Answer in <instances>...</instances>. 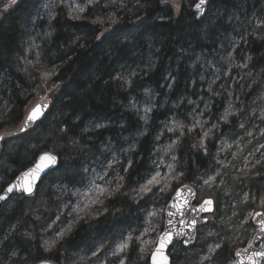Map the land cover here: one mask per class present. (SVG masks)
I'll use <instances>...</instances> for the list:
<instances>
[{"label":"trees","instance_id":"1","mask_svg":"<svg viewBox=\"0 0 264 264\" xmlns=\"http://www.w3.org/2000/svg\"><path fill=\"white\" fill-rule=\"evenodd\" d=\"M196 1L176 0L175 14L169 5L173 0H18L15 5L0 0V133L17 129L29 103L52 87L46 119L2 142L0 193L41 152L59 159L58 170L32 199L13 196L0 205V264H113L121 259L124 264H148L163 228L161 209L184 184L197 197L202 188L210 189L213 225L219 230L225 225V211L223 220L220 212L226 206L246 212L243 220L261 207L264 155L256 151L264 137V41L259 40L264 0H211L200 21L192 11ZM76 6L85 7L81 15L89 18L75 19ZM233 18L235 25L229 23ZM228 39L234 40L231 62L214 65ZM53 71L44 83L42 74ZM146 107L151 109L147 113ZM226 109L231 114L225 121ZM176 122L185 125L183 136L178 128L169 131ZM20 141L35 149L20 144L10 148ZM158 149L165 165L184 175L166 193L155 192L159 200L153 203L139 199L133 189L138 191L149 178ZM114 157L119 166L104 171L113 181L110 191L119 177L124 178L122 187L77 215L63 191L74 188L65 170H82L78 177L83 181L86 166L90 169L97 160L105 166ZM58 175L64 180L55 184ZM209 176L216 179L206 185ZM43 191L45 209L30 206ZM153 211L156 231L137 239L146 227L144 218ZM243 220L240 233L214 240L220 247L211 260L202 259L210 255L208 245L196 263L232 264L234 252L254 235L251 220ZM209 226L210 221L201 226L197 237ZM129 235V247L114 256ZM195 244L171 247L170 264L181 263Z\"/></svg>","mask_w":264,"mask_h":264},{"label":"snow or ice","instance_id":"2","mask_svg":"<svg viewBox=\"0 0 264 264\" xmlns=\"http://www.w3.org/2000/svg\"><path fill=\"white\" fill-rule=\"evenodd\" d=\"M18 2V0H10L11 5H15ZM88 2L95 3V0H88ZM113 3H115V0H112ZM139 2V0H138ZM162 2H166V0H162ZM61 3H63V0H61ZM173 3H176V0H173ZM208 3V0H199V3L196 4V11L197 12H203V8L205 4ZM9 5L4 6V11L8 10ZM73 11L76 12L75 19L81 20V19H88L87 16H82L85 12V7L82 6H76L73 7ZM116 21H112V23H115ZM98 23L103 24L104 21H98ZM103 33H101L100 36H97V39H100ZM51 75H55V72L53 71L51 74L48 72H45L42 74V79L44 83H47V81L51 78ZM119 79V77H118ZM127 82V81H126ZM49 107V103L45 98H41V102L37 103L33 108H31L28 111V114L24 120L23 125L19 129V131L23 132L26 129L33 127L37 124L38 121H42V119H46L45 116V110ZM151 109L145 108L144 111L147 113ZM231 113L229 110H225V114L223 119L226 121L227 116ZM264 119V115L261 117ZM195 119V118H194ZM196 123L199 124V121L196 120ZM97 127H103V125H97ZM180 129V135L183 136L185 133L183 129L185 128V125L180 122H176L175 128H169V131H176V129ZM188 131H192V128H189ZM205 136L208 135V133L204 134ZM0 139H3V136H0ZM176 144V141H173L172 144L168 146L167 149H165V152L167 154L168 151H170ZM262 148H264V145H261ZM171 159L174 161L176 160V156L172 155ZM58 156L52 154L51 152H41L38 159L36 160L35 164L30 167L27 171L23 172L16 178L15 183L11 184L5 191L6 193L13 192L14 189L22 191L23 193L31 195L34 191V188L37 186L38 182H42L43 176L46 173H49L55 169L54 166L57 165ZM259 163V162H258ZM109 168L112 167L111 163L108 165ZM169 174L162 175L161 171H155L154 174H150V178H146V182L142 183L139 187V190L133 189L134 192H136L137 197L139 199L143 200L145 197L149 196V194L155 195V192L160 193H166V190L169 189L171 182H179V177L183 176V172L176 173V170L174 169L173 165L169 164L168 166ZM156 168L159 169L160 165L156 164ZM87 171V169H85ZM217 176L220 175L218 172L216 174ZM108 172L104 171L103 175L97 173L96 177L91 180L90 187H88L85 191H79V195L81 197V200L74 206V210L77 212V215H79L80 211H84L93 205L97 203H103V200L101 197H104L107 193L108 195H111L113 192H118L122 185L120 184V180H123V177H119V179L116 181L115 187L111 189L109 186L113 184V181L111 179H107ZM216 176H209L207 179L204 180V184H210V182L215 181ZM103 181V183H97L96 181ZM222 182V181H221ZM184 191L179 190V188L176 189V195L172 197V202L168 204L166 209H161V211H166L167 216L169 217L167 224L171 225V227H165L163 232L159 234L158 236V243L153 251L150 253V264H170L169 256L166 254L167 250L169 249L170 245H173L176 242H179L180 238L184 237L185 235L188 236V240H191L192 233L197 225V219L195 217L189 218V219H183V217L186 214V211L189 210L190 205V199L189 196L195 197L196 193L189 188L187 185L184 186ZM155 190V191H154ZM150 198V197H149ZM6 199L5 195H0V201H3ZM135 199V197H134ZM177 201H182L181 203H177ZM245 202H247V194H245ZM264 203V201H262ZM212 205L213 201L211 199H206L203 201L202 204H200L199 207L192 208L191 211L196 213L206 212V211H212ZM171 209H175V211H172ZM157 212H149L145 219L146 227L141 232L140 237H137V239H140L144 235H147L149 231H156V227L153 224V218L156 217ZM235 215V213H234ZM176 216H180V225L181 228L177 230L175 225L173 224V219ZM81 219L83 217H80ZM259 218V219H257ZM249 220L255 225V231L257 232V235H255L252 240H250L247 244V247L242 250L236 251V257L237 259L232 261V264H264V212H254L249 213L248 217H246L242 223H248ZM71 225H69L70 230ZM59 236L64 235V231H61ZM132 240V236L129 235L126 240L120 242L116 248V250L113 252V255H118L119 253L124 252L129 247V241ZM188 240H185L184 243L187 245ZM259 241V247H254V244ZM142 243H148L147 241H141ZM47 243V242H46ZM54 243V242H53ZM220 245L217 244L214 247L209 246L210 248V255L204 256L203 260H211L212 256L215 254V249L219 248ZM141 251L143 252L144 249L142 248ZM97 252H93V256H97ZM119 264H124V260L121 259L119 261Z\"/></svg>","mask_w":264,"mask_h":264},{"label":"rangeland","instance_id":"3","mask_svg":"<svg viewBox=\"0 0 264 264\" xmlns=\"http://www.w3.org/2000/svg\"><path fill=\"white\" fill-rule=\"evenodd\" d=\"M169 5H171L175 11V14L176 13H179V4L178 3H173V2H170ZM230 24H234L237 23V21L233 18L231 21H229ZM105 34V33H104ZM259 40L260 41H264V34L260 35L259 36ZM228 42V43H227ZM230 42L231 43H234V40H231V39H228L226 40V43L224 44L222 50H221V54L219 56V58L216 59V61H213V64L217 66L219 65H222V67H224V65H226L228 62H231L232 60V53H231V46H230ZM52 91V87H48L45 92L37 95L30 103L29 105L27 106L26 110H25V113H27V111L37 103L38 100H40L42 97L47 99V100H50V93ZM260 98L257 99V101H259ZM235 143V142H234ZM18 144L22 145L23 147H25L26 149H30V150H34L35 149V146L32 145V143H23L20 141V142H14L13 144L11 143L10 145V148L12 146H18ZM227 145V144H226ZM261 145H264V137L263 139L261 140V143L257 145V151H256V154H260L262 153L264 155V148L261 147ZM234 146H233V143H229L227 145V148L228 149H232ZM72 149V148H71ZM235 149V148H234ZM83 149H79L78 152L83 154L84 156V160H86L87 158V155H85L83 153ZM124 151V150H123ZM123 151L119 152L118 154H121ZM263 151V152H262ZM125 152V151H124ZM252 156V155H251ZM249 155V157L247 158L246 156V161L245 163L248 162V160L250 159L251 157ZM116 160V161H115ZM109 163H111V165L115 166V167H118L119 166V163L120 161H118V158L117 157H114V158H110V161L107 162V164L105 166H102V164L100 163L99 160H97L96 162H93L90 166V169L88 166L85 167V169H89L87 171H83V181L79 176V173H82V170H70V169H66L65 172H66V177H68L69 179H73L74 181V188H65L63 191H64V194L66 195V198L68 200V202H70V205H66L65 206V209L70 206L71 208L74 209V206L81 200V197L79 195V191H85L88 187H90V181L93 180L97 173L103 175V171L108 167ZM156 164H159L160 165V168L157 169L156 168ZM151 171L152 173L151 174H154L155 171H161L162 172V175H164L165 173H167L169 171L168 167L165 165L164 163V160H163V154L161 152V150H156V154L154 155L153 157V160H152V163H151ZM63 175L62 176H56L55 178V184L56 183H61L64 179H63ZM150 178V176H149ZM78 179L77 182H75V180ZM97 183H103V181H99L97 180L96 181ZM67 189H70V191H68ZM210 189H203L202 188V191L200 192L199 196L197 197V200L195 202V205H198L200 204L204 199H211L209 196L211 194V192L209 191ZM150 197V198H149ZM150 202H153V203H157L158 200H159V196L158 194H155V195H152V194H149V196L146 197ZM70 199L72 201H70ZM46 199L44 197V191L41 195H39L34 201H32V203L30 204V206H35V207H38L40 209H45L46 207ZM11 205H9L10 207ZM232 205L230 206H226V208L220 212V219L223 220L224 219V214H225V225H221V230H219L218 228L214 227L213 225V214L209 215L207 218H208V221H210V224L211 226L209 227H206V228H203L201 230H199L198 232V237H197V240H196V249L192 252H189V253H185V256L183 257V261H181V263L179 262V264H197L196 263V259H198V257L202 254L203 252V249L206 247V246H212V245H215V239L216 238H220L221 240L224 238V236H228V237H232L233 235L237 234V233H240L241 231V228H240V223H241V217H242V220H243V217L245 216L246 212H237V211H231V210H228L227 208L228 207H231ZM225 211V212H224ZM264 211V203H261V207L258 209V211L256 212H263ZM224 212V214L222 213ZM214 213V212H213ZM235 213V215H234ZM59 220V218L57 219H54L53 222H55L54 224L57 223V221ZM220 222V220H219ZM175 255H179V253L177 251H175ZM113 259V258H112ZM120 261V260H119ZM119 261L113 263V264H119ZM47 262H50L51 261H47ZM140 262V261H139ZM125 263V262H124Z\"/></svg>","mask_w":264,"mask_h":264},{"label":"water","instance_id":"4","mask_svg":"<svg viewBox=\"0 0 264 264\" xmlns=\"http://www.w3.org/2000/svg\"><path fill=\"white\" fill-rule=\"evenodd\" d=\"M9 2H10V0H9ZM210 2H211V0H208V3L205 4L202 13H201V12H197V11H196V7H195L196 4L199 3V0H197L196 3L194 4V6H193V8H192V11H193V13L196 15V19H197L198 21H200V20L204 17V15L206 14V12H207V10H208V7H209V5H210ZM46 100H47V99H46ZM47 101H48L49 106H50V102H49V100H47ZM39 102H41V99L37 101V103H39ZM37 103H36V104H37ZM36 104H35V105H36ZM35 105H33L31 108H33ZM31 108H30V109H31ZM30 109H29V110H30ZM48 109H49V107L45 110V114H46V112L48 111ZM29 110H28V111H29ZM28 111H27V113L25 114L22 123L20 124V126H19L17 129L12 130V131H5V132L0 133V136H3V139H0V155H1V152H2V146H1V145H2V142H3L4 140L12 139V138H14V137L20 136V135L26 133L27 131H29V130L32 128V127H30V128L26 129V130L23 131V132L19 131V129L21 128V126H22L23 123H24V120H25V118H26V116H27V114H28ZM38 122H40V121H38ZM38 122H37V123H38ZM38 157H39V156H38ZM38 157L35 159L34 163H33L30 167H32V166L35 164V162H36V160L38 159ZM58 161H59V159H58ZM58 161H57V165L54 166L55 169H57ZM30 167H29V168H30ZM29 168H28V169H29ZM28 169H26L25 171H27ZM25 171H23V172H25ZM54 171H55V170H53V171H51V172H49V173L44 174L42 182H43V181H44V180H45L50 174H52ZM23 172H21V173H23ZM21 173H20V174H21ZM20 174L17 175V176L14 178V180H13L9 185H7V186L2 190V192L0 193V195H5V196H6V199H5V200L0 201V205H2V204H4L5 202H7V201H8L9 199H11L13 196L24 197V198H26V199H32V198L36 195V193H37V191H38V189H39V187H40V185H41L42 182H38V183H37V186L34 188V191H33V193H32L31 195L26 194V193H23L22 191H19V190H16V189H14L13 192H11V193H6L5 190H6L11 184L15 183L16 178H17L18 176H20ZM185 185H187L189 188H191V189L196 193L195 189H194L192 186L188 185V184L181 185L180 187H178L179 190L184 191V190H185V189H184V186H185ZM175 195H176V190H175L174 193L172 194L170 200L168 201V203H167V205L165 206L164 209H166L167 206H168V204L172 202V197L175 196ZM189 199H190L189 210L186 211V214H185V216L183 217V219H189V218H192V217H195V218L197 219V225H196V227H195V229H194V231H193V233H192V237H193V238H192L191 240H188V236L185 235L184 237L180 238L179 242H176V243H174L173 245H170V246H169V249H170L171 247H173L174 245H176V244H180V245H182V247L185 248V249H188V248L192 247V246L195 244V242H196V238H197V230H198L201 226H204V225L208 222V218H207V217H208L209 215L213 214V212H214V202H213V205H212V211H206V212H201V213H196V212L191 211L192 208L199 207L200 204H202L203 201L206 200V199H204V200H203L200 204H198V205H195V202H196V199H197V193H196V196H195V197H191V196H189ZM211 200H212V199H211ZM212 201H213V200H212ZM181 202H182V201H177V203H181ZM171 210H172V211H175V209H171ZM263 212H264V211H263ZM168 219H169V217L167 216L166 211H163V228H162L161 233L163 232V230L165 229V227H171V225H168V224H167ZM180 219H181L180 216H176V217L173 219V224L175 225V227L177 228V230H179V229L181 228V225H180ZM257 219H259V218H257ZM251 224H252V226H253V228H254V235H253V237H254L255 235H257V232L255 231V225H254L252 222H251ZM161 233H160V234H161ZM253 237H252V238H253ZM185 240H188L187 245L184 243ZM251 240H252V239H251ZM157 243H158V238H157V240H156L155 247H156ZM259 243H260V242L257 241V242L254 244V247H257V248H258V247H259ZM155 247H154V249H155ZM246 247H247V246H246ZM246 247H244V248H246ZM244 248H239V249H237V250H242V249H244ZM154 249H153V250H154ZM169 249H168L167 252H166L167 255H168V251H169ZM237 250H236V251H237ZM236 251H235V253H234V260L237 259V257H236ZM169 261H170V258H169ZM37 264H52V263L47 262V261H42V262H39V263H37ZM148 264H150V256H149V259H148Z\"/></svg>","mask_w":264,"mask_h":264},{"label":"flooded vegetation","instance_id":"5","mask_svg":"<svg viewBox=\"0 0 264 264\" xmlns=\"http://www.w3.org/2000/svg\"><path fill=\"white\" fill-rule=\"evenodd\" d=\"M17 197V196H16ZM235 253V252H234Z\"/></svg>","mask_w":264,"mask_h":264}]
</instances>
